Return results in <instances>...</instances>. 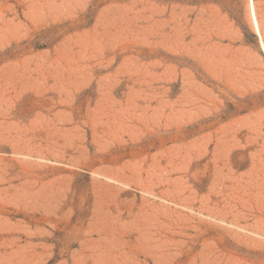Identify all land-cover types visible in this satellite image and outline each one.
<instances>
[{
	"label": "rangeland",
	"instance_id": "1",
	"mask_svg": "<svg viewBox=\"0 0 264 264\" xmlns=\"http://www.w3.org/2000/svg\"><path fill=\"white\" fill-rule=\"evenodd\" d=\"M0 0V264H264V0Z\"/></svg>",
	"mask_w": 264,
	"mask_h": 264
},
{
	"label": "bare ground",
	"instance_id": "2",
	"mask_svg": "<svg viewBox=\"0 0 264 264\" xmlns=\"http://www.w3.org/2000/svg\"><path fill=\"white\" fill-rule=\"evenodd\" d=\"M250 5H251V14H252V17H253L254 25H255L257 34L259 35L260 43H261V45L263 47L261 36H260V34L258 32V23H257V20H256V15H255V10H254V5H253V1L252 0H250Z\"/></svg>",
	"mask_w": 264,
	"mask_h": 264
}]
</instances>
